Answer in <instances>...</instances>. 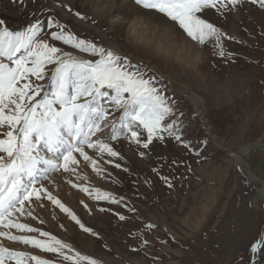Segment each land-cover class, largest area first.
I'll return each mask as SVG.
<instances>
[{
    "label": "rangeland",
    "instance_id": "374dc122",
    "mask_svg": "<svg viewBox=\"0 0 264 264\" xmlns=\"http://www.w3.org/2000/svg\"><path fill=\"white\" fill-rule=\"evenodd\" d=\"M76 11L90 19L77 18ZM51 16L80 38L119 47L133 61L158 69L165 78L166 95L173 97L183 112L187 145L167 139L143 150L121 139L114 147L122 159L113 158L111 164L107 158L102 161L110 178L96 175L90 166H81L89 178L84 183L124 197V202L136 208L139 216L129 212L123 203L93 201L87 193L57 177L60 186L55 194L102 240L84 233L67 214L47 202L36 209L38 219L25 218L23 222L52 233L81 254L105 264H250V245L261 234L264 223V196L254 201L264 189V149L253 150L239 165L227 151L236 152L248 143L264 142V9L250 0H241L226 17L215 9H206L202 18L234 37L222 42L225 52L233 55L221 58L211 45L197 46L179 34L180 40L170 48L194 49L192 61L181 63L167 61L122 39L108 20L88 9L86 0H0V19L12 29H20L38 18L47 38ZM50 42L65 51H76L62 42ZM206 134L210 135L205 145L201 140ZM141 150L146 152L145 157L139 155ZM197 154L208 159L197 163ZM117 163L121 168L115 167ZM238 166L249 174V179L252 177L250 184L245 183ZM154 168L158 171L154 172ZM165 177L172 181L173 188H168ZM100 207H110L113 213L120 212L128 219L119 222L112 213L99 212ZM40 220L44 223L40 224ZM147 222L158 227L148 229ZM143 238L149 241L146 246L141 245ZM5 242L10 248L60 264L53 254ZM133 247L140 251H131ZM259 264H264V253Z\"/></svg>",
    "mask_w": 264,
    "mask_h": 264
},
{
    "label": "snow or ice",
    "instance_id": "6c2138e0",
    "mask_svg": "<svg viewBox=\"0 0 264 264\" xmlns=\"http://www.w3.org/2000/svg\"><path fill=\"white\" fill-rule=\"evenodd\" d=\"M250 2L264 9V0ZM240 3L241 0H134L137 8L111 23L122 39L167 61L191 62L194 49L169 48L166 41L160 42V33L137 30L144 26V20L152 22L159 13L162 18L156 22L161 28L169 32L182 30L178 34L186 35L193 44L211 45L219 57L231 58L233 54L225 52L222 42L234 37L202 15L206 9H215L226 17ZM62 6L72 12L67 5ZM74 15L81 20L90 19L79 11ZM111 15L110 10L103 13L106 18ZM134 22L138 27L132 30ZM41 23L37 18L20 29H12L0 19V264H57L56 260L7 247L5 240L53 254L60 264H105L23 220L38 219L36 209L47 202L67 214L84 233L103 239L55 194L60 186L57 177L87 193L93 201L123 203L129 212L139 216L136 208L124 202V197L84 183L89 178L81 166H90L96 175L110 178L102 161L107 158L111 164L113 158L122 159L114 147L121 139L143 150L167 139L187 145L183 112L177 101L166 95L165 78L155 67L134 62L118 47L76 36L56 16L48 18L50 32L45 38ZM50 41L70 45L76 51H65ZM209 135L201 143L206 145ZM143 150L139 152L141 157L146 155ZM252 151L249 147L247 152L242 149L232 155L247 156ZM197 155V163L208 159ZM115 167L121 168V164ZM238 168L245 183L250 184L249 174ZM164 180L169 189L174 187L171 180ZM81 204L91 213L87 204ZM98 210L112 213L119 222L128 219L120 212L113 213L110 207ZM146 227L158 226L147 222ZM137 234L143 236L142 232ZM148 243L146 238L141 240L142 246ZM104 247L111 250L108 245ZM131 251L140 248L133 247ZM262 253L264 233L250 245V264H259Z\"/></svg>",
    "mask_w": 264,
    "mask_h": 264
},
{
    "label": "bare ground",
    "instance_id": "6f19581e",
    "mask_svg": "<svg viewBox=\"0 0 264 264\" xmlns=\"http://www.w3.org/2000/svg\"><path fill=\"white\" fill-rule=\"evenodd\" d=\"M86 1L88 3V9L93 14H95L96 16L108 20L112 27H113V25L111 23L112 20H114L118 16L126 15L127 13H130V12H132L133 10H135L137 8V6L134 5V0H86ZM107 10L111 11V13H112L111 17H107L106 18V17L103 16V13L105 11H107ZM97 13H101V15H97ZM155 18L156 19L153 20L152 22H149L148 20H144V22H143L144 26L139 27L137 30H139V31H149V32H153V33H160L161 34V36H160V42L161 43H164L166 41V47H169V48H170V46L173 47V44H174V46H176L175 42H178V40H180V39H177V38H179L178 37L179 34L176 33V31L169 32L166 29L161 28L160 24L157 23L156 20H158L159 18H162V15L157 13V14H155ZM125 40L128 41L127 39H125ZM168 40H173V41H171V43H170V42H168ZM128 42H130V41H128ZM98 44H103L105 46H109V45L104 44V43H98ZM175 48L180 49L178 46L175 47ZM119 50H120L121 53H124L123 51H121L120 48H119ZM249 147L252 148L253 150H256L258 148L264 149V142L257 141V142H254V143H248V144L244 145L243 147H241L238 151L233 152V151L229 150L228 153L234 159L236 164L239 165L240 163H244V158L246 156H236V157H234L232 155V153H238L242 149L245 152H247ZM250 180H252V177H250ZM260 196H264V189L257 194V197L255 198L254 201H256V199L258 197H260ZM4 243H5V246L10 247V245L7 242L4 241Z\"/></svg>",
    "mask_w": 264,
    "mask_h": 264
},
{
    "label": "water",
    "instance_id": "95a60500",
    "mask_svg": "<svg viewBox=\"0 0 264 264\" xmlns=\"http://www.w3.org/2000/svg\"><path fill=\"white\" fill-rule=\"evenodd\" d=\"M180 92V91H179ZM184 97H185V95H184V93L183 92H180ZM187 99V98H186ZM187 101L188 102H190L191 103V101H189L188 99H187ZM192 104V103H191ZM193 105V104H192ZM204 127V126H203ZM205 128V127H204ZM227 151V150H226ZM227 152H229V151H227ZM264 232V223H263V226H262V229H261V233H263Z\"/></svg>",
    "mask_w": 264,
    "mask_h": 264
},
{
    "label": "clouds",
    "instance_id": "9594fccd",
    "mask_svg": "<svg viewBox=\"0 0 264 264\" xmlns=\"http://www.w3.org/2000/svg\"><path fill=\"white\" fill-rule=\"evenodd\" d=\"M137 27H138V24H137L136 22H134V23L131 25V29H132V30H135Z\"/></svg>",
    "mask_w": 264,
    "mask_h": 264
}]
</instances>
